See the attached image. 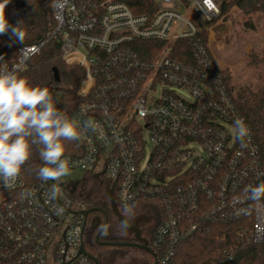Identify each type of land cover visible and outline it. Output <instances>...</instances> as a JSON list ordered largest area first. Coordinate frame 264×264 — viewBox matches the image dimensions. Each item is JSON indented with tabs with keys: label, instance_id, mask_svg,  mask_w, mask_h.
Returning a JSON list of instances; mask_svg holds the SVG:
<instances>
[{
	"label": "built area",
	"instance_id": "built-area-1",
	"mask_svg": "<svg viewBox=\"0 0 264 264\" xmlns=\"http://www.w3.org/2000/svg\"><path fill=\"white\" fill-rule=\"evenodd\" d=\"M52 12L46 39L0 68L28 72L50 39L61 40L63 60L85 71L72 115L85 130L80 151L65 155L70 171L104 175L123 210L157 208L153 264H175L179 245L215 222H236L239 237L264 243V202L249 192L264 183L261 153L237 108V82L226 84L210 47L221 2L53 0ZM142 42L159 48L144 53ZM179 43L191 51L185 60L174 56ZM237 119L249 130L243 139ZM89 208L66 177L0 180V264H95L81 252ZM219 254L232 263L231 247Z\"/></svg>",
	"mask_w": 264,
	"mask_h": 264
},
{
	"label": "trees",
	"instance_id": "trees-1",
	"mask_svg": "<svg viewBox=\"0 0 264 264\" xmlns=\"http://www.w3.org/2000/svg\"><path fill=\"white\" fill-rule=\"evenodd\" d=\"M53 0H11L5 12L9 23L15 26L20 22V27L25 31L23 42L15 40L11 33L0 35V64L13 63L19 57V48L35 44L46 39L48 33L55 27L52 12ZM237 7L245 14L263 13L264 0H222V14L231 8ZM141 51L149 53L159 48L154 42H142ZM191 55L187 44L179 43L175 47L174 56L185 60ZM264 62L254 55L253 63ZM54 68L58 69L59 80H56ZM216 71L224 75L227 85L230 84V75L221 68ZM20 75L25 76L33 85L47 87L56 106L72 117L83 99L78 95L81 83L85 78V71L76 65L67 64L61 53V40L50 39L41 51L30 60V70ZM264 80V75H263ZM237 108L251 129L255 142L259 147L264 166V83L254 89L251 86L237 88ZM65 155L76 154L80 151L78 141H65ZM44 166L39 158L38 151L34 150L30 160L21 169V175L28 186L41 182L37 178V171ZM264 202V198H262ZM116 201V197H115ZM117 203V201H116ZM91 205H101L91 201ZM119 203H117L118 205ZM140 208L136 207L135 210ZM237 224L215 222L207 224L194 238L181 243L175 257V264H220L219 250L231 247L234 258L231 264H264V243H249L237 235ZM88 250L93 249L90 241L85 242Z\"/></svg>",
	"mask_w": 264,
	"mask_h": 264
},
{
	"label": "clouds",
	"instance_id": "clouds-1",
	"mask_svg": "<svg viewBox=\"0 0 264 264\" xmlns=\"http://www.w3.org/2000/svg\"><path fill=\"white\" fill-rule=\"evenodd\" d=\"M10 2L0 0V35L11 33L15 40L23 42L25 31L20 22L13 26L6 16ZM200 8L207 14V7ZM86 127L95 130L90 122ZM235 128L238 139L248 135L249 130L241 119L235 121ZM84 130L79 120L56 106L47 87L33 85L15 68H0V180L5 185L15 181L34 150L44 164L38 169L37 178L59 182L70 174L64 142L80 140ZM249 192L252 200L259 201L264 198V183L250 186Z\"/></svg>",
	"mask_w": 264,
	"mask_h": 264
},
{
	"label": "rangeland",
	"instance_id": "rangeland-1",
	"mask_svg": "<svg viewBox=\"0 0 264 264\" xmlns=\"http://www.w3.org/2000/svg\"><path fill=\"white\" fill-rule=\"evenodd\" d=\"M221 2L222 0H218ZM211 52L219 67L226 71L232 81L237 82V87L251 86L254 89L264 83V62L253 63L254 55L260 59L264 55V14L257 12L245 14L236 6L223 14L218 21L211 25L210 29ZM68 181V188L71 195L88 205L91 201L100 202L104 194L105 176L99 178L98 172H85L82 170L70 171L65 176ZM126 211V210H125ZM144 212L154 218L158 213L156 207L141 205L134 211H126L128 215L134 212ZM90 219H97V212L90 213ZM91 230L89 222L87 232ZM112 264H132L133 252L127 250L113 249L106 247ZM106 252V253H107ZM142 259H147V255L140 254ZM153 261V258L151 259Z\"/></svg>",
	"mask_w": 264,
	"mask_h": 264
},
{
	"label": "flooded vegetation",
	"instance_id": "flooded-vegetation-1",
	"mask_svg": "<svg viewBox=\"0 0 264 264\" xmlns=\"http://www.w3.org/2000/svg\"><path fill=\"white\" fill-rule=\"evenodd\" d=\"M101 178V176H99ZM104 183V194L99 203L101 205H90L99 208L97 212V219L91 220L90 213L87 216V228L91 221V230L85 233V242L88 240L93 244V249L88 250L90 254L98 257L103 264H112V258L108 257L109 252L106 247L113 249H120L122 251L127 250L133 252L132 264H153L151 260L152 254L141 250L136 246H111L102 245L103 243H124L130 244L139 243V239H145L148 241L151 247V240L155 231L157 221L150 217L149 214L144 212H134L132 215H128L125 210L121 209L116 201L115 194L110 193L109 181L106 179ZM113 200L117 205V209L113 208ZM86 228V230H87ZM107 252V253H106ZM140 254L147 255V259H142Z\"/></svg>",
	"mask_w": 264,
	"mask_h": 264
},
{
	"label": "water",
	"instance_id": "water-1",
	"mask_svg": "<svg viewBox=\"0 0 264 264\" xmlns=\"http://www.w3.org/2000/svg\"><path fill=\"white\" fill-rule=\"evenodd\" d=\"M54 74H55L56 80H59L60 77H59V72H58L57 68H54ZM114 187H115V185L110 187V189H109L110 193H114ZM113 208L115 210L117 209V205H116L114 200H113ZM96 211H99V208L91 206L88 210L84 211V214L87 216L90 212H96ZM102 245L129 246V247L136 246V247H139L141 250L149 252L150 254H152L153 257L156 258L155 251L149 246L148 241L145 240V239H139V243H137V244H134V243L133 244L132 243H130V244H124V243H103ZM81 252L83 254H85L86 256H88L89 258H91L94 261L95 264H103L102 261L98 257L90 254V252L86 250L84 240H83L82 245H81Z\"/></svg>",
	"mask_w": 264,
	"mask_h": 264
}]
</instances>
